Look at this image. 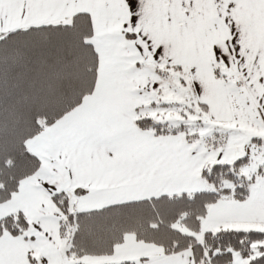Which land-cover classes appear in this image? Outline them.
Listing matches in <instances>:
<instances>
[{"label": "snow or ice", "instance_id": "6c2138e0", "mask_svg": "<svg viewBox=\"0 0 264 264\" xmlns=\"http://www.w3.org/2000/svg\"><path fill=\"white\" fill-rule=\"evenodd\" d=\"M0 264H264V0H0Z\"/></svg>", "mask_w": 264, "mask_h": 264}]
</instances>
